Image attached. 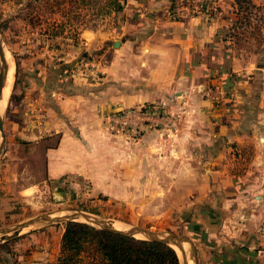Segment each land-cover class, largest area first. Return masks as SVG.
Segmentation results:
<instances>
[{
    "label": "crops",
    "instance_id": "1",
    "mask_svg": "<svg viewBox=\"0 0 264 264\" xmlns=\"http://www.w3.org/2000/svg\"><path fill=\"white\" fill-rule=\"evenodd\" d=\"M134 4L146 11L136 9L143 18L131 19V24L107 31L81 29L76 46L57 51L37 47L21 59V101L28 121L20 134L25 141L43 144L45 181L72 189L75 177L85 178L91 196H107L120 184L112 175L114 135L102 123L108 112L154 104L177 114L176 147L203 158L202 167L211 173L222 169L227 176L232 146L252 145L241 176L236 181L227 176L223 201L202 199L216 208L223 204L225 211L222 228L208 224L195 248L198 264H264V53L232 50L230 19L220 12L210 16L199 10L174 20L165 15L161 2ZM96 49L104 62L96 80L66 74L74 61ZM213 75L220 78L217 84L232 78V98L226 106L215 108L204 96L202 88L211 84ZM157 133L162 132L145 129L137 143L145 149ZM62 230L55 247L49 245L52 227L30 234L13 254H0V264H52ZM33 238L41 243H33Z\"/></svg>",
    "mask_w": 264,
    "mask_h": 264
},
{
    "label": "rangeland",
    "instance_id": "2",
    "mask_svg": "<svg viewBox=\"0 0 264 264\" xmlns=\"http://www.w3.org/2000/svg\"><path fill=\"white\" fill-rule=\"evenodd\" d=\"M29 1L0 0V33L7 58L14 69L13 76L10 73L11 89L2 113L5 145L0 155V228L43 213L77 210L125 230L138 227L157 233L183 235L191 241L196 256L198 234L203 233L208 224H217L219 229L222 228L225 211L223 204L216 208L209 206V200L202 199L213 196L219 202L223 201L224 185L228 183L226 186H229L227 176L232 175L233 181L241 176L240 172L250 163L252 145L244 148L232 146L227 176L222 169L211 173L202 167L203 158L187 154L188 148L180 150L176 147L177 114L171 115L162 109L165 119L158 118L156 125L147 128L162 132L153 137L149 147L144 149L137 140L112 136V175L120 179V184L111 194L91 196L90 182L81 177H75L72 189L69 186L59 189L57 184L45 181L41 161L43 144L25 141L20 134L26 129L28 121L21 101V59L32 55L37 47L43 48V51H57L65 46H76L81 40L78 35L81 29L112 30L117 25L131 24V19L142 17L138 16L136 9L142 13L146 10L140 4L134 8L136 0ZM143 1L147 4L161 2V7L167 8L165 15L174 20L185 14L195 15L199 10H205L210 16L220 12L230 19L226 22L227 36L230 37L228 46L232 50L258 56L264 53V0ZM98 51L96 49L89 56L78 58L67 70L70 71L82 58L84 62L97 61L102 68L104 62L96 55ZM66 74L69 75V72ZM230 79L222 78V82L217 84L220 78L213 75L211 84L203 86L204 96L215 108L226 106L232 98ZM199 217L202 221L198 220ZM76 221L87 223L82 219ZM64 224L57 222L25 228L19 235L0 242V254H13L17 247H23L25 238L32 237L30 234L34 236L47 227L54 229L49 245L55 247V236ZM33 239V243H41L40 239ZM54 262L55 259L52 264Z\"/></svg>",
    "mask_w": 264,
    "mask_h": 264
},
{
    "label": "trees",
    "instance_id": "3",
    "mask_svg": "<svg viewBox=\"0 0 264 264\" xmlns=\"http://www.w3.org/2000/svg\"><path fill=\"white\" fill-rule=\"evenodd\" d=\"M54 264H179V261L174 249L165 243L134 239L70 221L61 232Z\"/></svg>",
    "mask_w": 264,
    "mask_h": 264
},
{
    "label": "water",
    "instance_id": "4",
    "mask_svg": "<svg viewBox=\"0 0 264 264\" xmlns=\"http://www.w3.org/2000/svg\"><path fill=\"white\" fill-rule=\"evenodd\" d=\"M114 46L118 45V41L113 42ZM5 48L2 40V36L0 33V99L2 94V87L4 84L5 76L8 69L7 59L5 58ZM7 52V51H6ZM5 145V133L3 129V117L0 114V155L4 150ZM60 211L58 214L53 213H43L36 215L34 217L28 218L24 221H21L13 226L0 228V242H3L9 238H12L16 235H19L23 229L29 228L31 226H38L43 224H50V223H57V222H79L76 221L77 219H82L91 227L93 225L97 226L94 228L111 232V233H118L128 237H132L134 239H141V240H152V241H159L169 245L171 248L175 246L179 249L181 253V261L178 258L179 264H189L187 263V259L191 260V264H197L196 256H195V249L191 243V241L183 236V235H175L173 233H157L153 232L148 229L144 228H132L131 230H119L112 227L111 222L107 220L97 219L94 217L89 216V214L77 211V210H69L66 213H62ZM82 223V222H79ZM93 224V225H92ZM141 234V237H137L135 234Z\"/></svg>",
    "mask_w": 264,
    "mask_h": 264
},
{
    "label": "built area",
    "instance_id": "5",
    "mask_svg": "<svg viewBox=\"0 0 264 264\" xmlns=\"http://www.w3.org/2000/svg\"><path fill=\"white\" fill-rule=\"evenodd\" d=\"M71 68L69 75L96 80L102 73L97 61L78 60ZM85 76V77H84ZM164 118L158 105L144 104L135 107H125L105 113L102 117L104 129L111 135L124 136L125 139L136 140L143 130L156 125L155 120Z\"/></svg>",
    "mask_w": 264,
    "mask_h": 264
},
{
    "label": "bare ground",
    "instance_id": "6",
    "mask_svg": "<svg viewBox=\"0 0 264 264\" xmlns=\"http://www.w3.org/2000/svg\"><path fill=\"white\" fill-rule=\"evenodd\" d=\"M7 52L5 51V58L7 59V63H8V69H7V73H6V76H5V80H4V84H3V87H2V94H1V99H0V114L3 113V110H4V106L6 104V101L8 99V96H9V93H10V89H11V84H10V80H11V72H12V76H13V65L10 63L9 59L7 58ZM11 65V66H10ZM10 69V70H9ZM112 227H114L115 229H119V230H125V229H122L121 226H115L114 224H111ZM137 237H141L142 235L141 234H135ZM174 251L177 253L178 255V258L179 260L181 261V253L179 251L178 248H176L175 246H172ZM187 263L191 264V260L190 259H187Z\"/></svg>",
    "mask_w": 264,
    "mask_h": 264
}]
</instances>
